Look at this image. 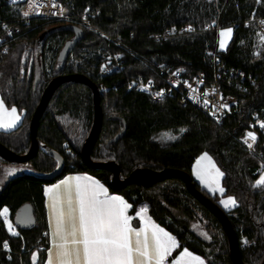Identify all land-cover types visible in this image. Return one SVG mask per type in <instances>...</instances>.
Returning a JSON list of instances; mask_svg holds the SVG:
<instances>
[{"label":"trees","instance_id":"trees-1","mask_svg":"<svg viewBox=\"0 0 264 264\" xmlns=\"http://www.w3.org/2000/svg\"><path fill=\"white\" fill-rule=\"evenodd\" d=\"M57 1L73 18H84L91 27L79 26L81 41L61 57L63 47L73 39L70 31L51 33L41 41L40 37L51 29L72 25L37 15L25 24L20 16L23 2L12 5L0 0V23L12 28L4 44L6 52H0V98L6 108L23 112L14 129L0 130V143L17 155H25L30 147V119L48 83L57 76L83 75L98 90L103 116L91 160L115 163L121 178L136 169L185 172L195 188L227 216L242 262L261 264L264 185L256 182L264 170V147L258 141L248 151L242 140L243 124L264 122V41L253 23L245 25L253 12L254 17L264 15V0ZM185 27L191 30L181 32ZM217 27L232 30L224 51L217 50ZM166 31L176 32L165 36ZM3 32L0 27V36ZM103 35L116 39L120 46L109 43ZM46 57L52 58L49 69ZM113 58L119 63L117 70ZM216 64L244 75L222 74L218 81L224 96L235 99L220 124L191 105L180 106L177 93L152 102L148 95L128 89L137 78L163 87L158 69L177 67H182L189 79L203 74L208 85L218 73ZM92 122L91 90L79 83L59 86L38 123V153L23 163L33 172L15 174L0 189V212L7 209L14 226L17 213L25 206L30 207L33 221L25 229L15 226L18 234L12 235L0 216V264H44L48 248L44 189L75 173L89 174L111 193L122 196L130 206L129 215L145 207L150 218L178 243L168 262L187 249L206 264H233L222 225L188 193L182 181L129 185L116 191L110 185L111 173L85 165L81 148ZM124 125V136L113 141ZM202 154H207L223 174V196L236 203L231 210L225 211L220 198L209 195L193 179L192 165ZM56 156L63 164L60 174L43 178L56 170ZM0 163L14 164L2 158Z\"/></svg>","mask_w":264,"mask_h":264},{"label":"snow or ice","instance_id":"snow-or-ice-1","mask_svg":"<svg viewBox=\"0 0 264 264\" xmlns=\"http://www.w3.org/2000/svg\"><path fill=\"white\" fill-rule=\"evenodd\" d=\"M231 31H221L219 35L230 38ZM220 46L225 47V40H221ZM5 111L4 102L0 100V113ZM15 113V108L7 113L11 119L7 123L0 120V127H12L19 119ZM249 138L255 141L254 135L249 134ZM248 146L251 148L252 144ZM202 161L207 162V168H200ZM194 171L209 191L213 188L205 176L212 174L215 183L223 175L207 155L197 161ZM259 183L264 184V180ZM46 193L51 200L50 228L57 264H165L177 247L176 239L150 219H145L143 212L138 214L143 226L133 227L132 218L127 215L129 205L118 196H109L107 190L91 178L71 177L46 189ZM221 203L225 208L235 205L234 200ZM6 214L7 209L0 212V216ZM51 256L50 249L47 264H54ZM186 258L192 264H204L187 250L175 264H184Z\"/></svg>","mask_w":264,"mask_h":264},{"label":"water","instance_id":"water-1","mask_svg":"<svg viewBox=\"0 0 264 264\" xmlns=\"http://www.w3.org/2000/svg\"><path fill=\"white\" fill-rule=\"evenodd\" d=\"M70 31L73 34V39L66 43L63 47L60 57L66 56L74 47L76 42L81 41L82 39V30L75 26H64L60 28H54L48 31L46 34L40 37V41L48 37L51 33L58 31ZM79 83L87 86L92 92L93 98V122L90 129V132L83 143L81 148V157L85 165L92 170L100 171L105 170L111 173L112 178L110 180L111 187L120 191L126 188L129 185H139V186H150L155 183L162 182L169 179H177L182 181L188 193L199 202L204 208H206L222 225L224 232L227 237L228 246H229V255L233 264H244L241 260L240 249L238 244V239L235 231L232 228L230 221L224 212L214 204L209 198L205 197L201 192H199L194 184L191 182V178L185 172L175 170V169H164L162 171L156 172L150 169H136L131 172L127 177H120L119 167L112 162H94L90 158L91 151L96 144V141L99 137L101 127H102V110L100 107L99 93L96 86L85 76L79 74L67 75V76H57L53 78L46 88L43 90L39 103L35 108V111L32 114L29 123V136H30V147L28 152L25 155H17L14 152L10 151L0 143V158L8 163L14 164H23L29 162L33 159L39 150V145L36 139L37 136V127L39 120L41 119L52 95L56 89L64 83ZM126 127L123 126V131L116 135L113 141H117L122 138L125 134ZM109 144V142H108ZM58 161V166L54 172L51 174L45 175L43 178L51 179L54 176L60 174L62 170V162L59 157L56 156ZM32 212L29 206H25L19 210L15 218V226L21 229L28 228L32 225ZM263 226H264V216H263ZM261 264H264V259Z\"/></svg>","mask_w":264,"mask_h":264},{"label":"built area","instance_id":"built-area-1","mask_svg":"<svg viewBox=\"0 0 264 264\" xmlns=\"http://www.w3.org/2000/svg\"><path fill=\"white\" fill-rule=\"evenodd\" d=\"M12 5H16L19 2L24 3V7L21 10V21L25 24L29 23V20L34 16H39L41 18L60 21L75 27L81 26L85 28H91L86 19L81 20L75 19L71 16L70 10L61 5L57 0H6ZM27 13V14H26ZM254 12L251 18L245 22L247 26L249 23L255 25L256 32L258 36L264 40V15L259 17H254ZM0 27L4 30L3 34L0 36V52L5 53L4 44L7 39L12 35V28L6 26L4 23H0ZM191 29L185 27L181 32H189ZM176 31L170 32L166 31L165 36H168ZM219 28H216V33L218 34ZM109 43L113 45L120 46V43L113 38L103 35ZM217 44V43H216ZM214 60H215V54ZM115 62L114 69H119V63L117 58H113ZM218 73L214 76V82L206 84V79L203 74H197L193 79L186 77V73L182 67H177L175 69H158V74L163 77L165 86L159 87L153 81H144L141 78L133 79L128 86V89H136L137 91L144 93L149 96L152 102H159L163 98L170 97L171 95L177 93V103L184 107L185 105H191L192 107L200 110L208 117H210L215 123L220 124L222 120L229 115L231 107L235 104V99L233 97L224 96L221 86L218 84L219 80H222V74L240 76L243 78V74L229 70L224 67L223 64H216ZM106 71V69L104 70ZM253 84L254 81L250 80ZM245 126V136L243 138V145L248 151H252L258 141L264 147V128L261 126L260 121L256 120L249 124H243ZM249 134L255 136V141L249 138ZM249 144L252 147L249 148ZM3 212V211H1ZM1 220L6 222L9 220L8 216H1Z\"/></svg>","mask_w":264,"mask_h":264},{"label":"crops","instance_id":"crops-1","mask_svg":"<svg viewBox=\"0 0 264 264\" xmlns=\"http://www.w3.org/2000/svg\"><path fill=\"white\" fill-rule=\"evenodd\" d=\"M0 100H1V98H0ZM4 106H5V105H4ZM5 109H6V111H5L4 113H0V120H3L5 123H7V122H9L10 119H11V117L8 116L7 113H10L11 110H12L13 108L9 109V108H6V107H5ZM15 109H16V108H15ZM15 115L19 117V119L15 122V124H14L12 127H0V130H1V131H10V130L14 129L17 125H19V123L21 122V119H22V115H23V113H22V112H19V111L16 109V113H15ZM204 155H207V154H202V155H200V156L196 159V161L194 162V164L192 165V169H191V170H192V177H193V179L195 180V182H196V183H197L202 189H204L209 195H211V196H218V197L220 198V199H219V204H220V206H221L225 211L231 210L232 208L235 207L236 203H235V205L230 206V207H228V208H225L224 205L221 203V201L233 200V198H231V197H224V196H223L224 190H223V188H222V186H221V179H222V176H220V177L218 178V180L215 181V183L213 182V175H212V174H209V175H206V176H205V180H206L209 184H211V186H212V188H213L212 191H209V188L205 186V183H202L201 180L197 178V175H196L194 169L197 168V161L200 160V158H201L202 156H204ZM207 156H208V155H207ZM208 157H209V156H208ZM209 158H210V157H209ZM210 160H211L212 164L215 165L214 161H213L211 158H210ZM207 166H208V165H207V162H206V161H202V162H201V165H200V168H202V169H203V168H207ZM215 168L218 169L216 165H215ZM218 170H219V169H218ZM219 171H220V170H219ZM71 177H81V178H85V177H87V178H91L92 180H95V181H97L100 185H102V186L107 190V193H108L109 196H118V197H120V198L123 199L122 196H120V195H118V194L111 193V192L106 188V186H104L100 181H98L97 179H95L94 177H92L91 175L86 174V173L68 174V175L64 176L63 178H61L60 180L56 181L54 184L45 187V189H44V206H45V211H46V220H47V228H48V230H47V243H48V248H47V251H46V258H45V262H44V264H47V261L50 259V257H49V250H50V249H51V251H52L51 259L53 260L54 264H57V260H56V249L52 248V236H51V228H50V223H51V221H52V218H51V210H50L49 205H50V203H51V200H50V198H49V195H50V194L46 193V189L53 188V187H55L56 185L61 184L63 181H65V180H67V179H69V178H71ZM217 186H218V187H217ZM218 189H222L223 191L221 192V191L218 190ZM123 200H124V199H123ZM124 201H125V200H124ZM125 202H126V201H125ZM126 203H127V202H126ZM127 204H128V203H127ZM129 208H130V206H129L128 209H127V215H128L129 217L132 218L131 223H132L133 227H135V228H139V227H142V226H143V223H142V221H141V219H140V217H139V215H138V214H140V213H142V212L144 213L145 219H150L154 224H156V223L150 218V216L148 215L147 209H146L145 207L139 208V209L137 210V212H136L134 215H129V214H128ZM134 221L137 222V225H134ZM156 225H157L158 227H160L158 224H156ZM160 228H162V227H160ZM164 230H165V229H164ZM165 231H166V230H165ZM166 232H167V231H166ZM168 233H169V232H168ZM169 234H170V233H169ZM170 235H171V234H170ZM171 236H172V235H171ZM177 245H178V243H177ZM176 248H177V247H176ZM176 248H175V249H176ZM185 250H187V249H183V250H181V251H180V252H179V253H178V254H177V255H176V256H175L170 262H168V258L170 257V256H168L167 260L165 261V264H175V261L180 259L181 254H182ZM187 251H188L189 253H191L193 256L199 257L198 255H196V254L190 252L189 250H187ZM199 258H200V257H199ZM200 259L204 262V260H203L202 258H200ZM184 264H192V262H191L189 259L186 258L185 261H184ZM204 264H206V263L204 262Z\"/></svg>","mask_w":264,"mask_h":264},{"label":"rangeland","instance_id":"rangeland-1","mask_svg":"<svg viewBox=\"0 0 264 264\" xmlns=\"http://www.w3.org/2000/svg\"><path fill=\"white\" fill-rule=\"evenodd\" d=\"M208 1L216 2L217 0H208ZM19 3H21V2H19ZM20 16H21V12H20ZM226 30H228V29L222 28L221 30H219V32L217 34V50L218 51H224L226 49V46H227L230 38H231V36H230V38H228V37H221L219 35L221 31H226ZM222 39L225 40V47H223V48H221V46H220V42H221ZM260 40H262V39L260 38ZM45 61H47V65H48V64L51 63L52 58L46 57ZM47 69H49V65H48ZM101 70L104 71L105 68L102 67ZM259 121H260L261 125H264L263 121H261V120H259ZM25 172H33L32 168L28 164H20L19 165V164H2V163H0V189L12 176H14L15 174H22V173H25ZM9 173H11V174H9ZM261 180H264V170L260 174V176H259V178H258V180L256 182V185L263 186L264 184L259 183ZM4 224H5V228L7 229V231L10 234H12V235H17L18 234L17 228L13 225V223L11 222L10 219L8 221L4 222Z\"/></svg>","mask_w":264,"mask_h":264}]
</instances>
